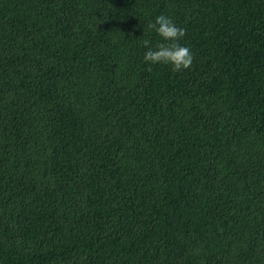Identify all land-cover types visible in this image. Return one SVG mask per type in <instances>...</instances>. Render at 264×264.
I'll list each match as a JSON object with an SVG mask.
<instances>
[{
	"label": "trees",
	"instance_id": "obj_1",
	"mask_svg": "<svg viewBox=\"0 0 264 264\" xmlns=\"http://www.w3.org/2000/svg\"><path fill=\"white\" fill-rule=\"evenodd\" d=\"M0 264H264V0H0Z\"/></svg>",
	"mask_w": 264,
	"mask_h": 264
}]
</instances>
